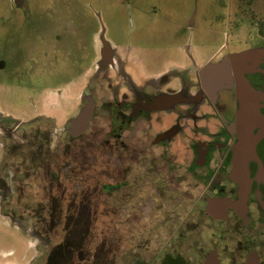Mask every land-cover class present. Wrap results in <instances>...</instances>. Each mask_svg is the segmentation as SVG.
<instances>
[{"label":"rangeland","instance_id":"rangeland-1","mask_svg":"<svg viewBox=\"0 0 264 264\" xmlns=\"http://www.w3.org/2000/svg\"><path fill=\"white\" fill-rule=\"evenodd\" d=\"M96 33L108 40L116 52V62L105 75L94 74ZM39 48L50 54L40 61L42 67L49 65L44 77H25L22 70L19 81L6 75L10 67L22 66L24 51L35 53ZM257 48H264V0H0V83L6 91L0 90V102L8 97L16 103L30 102L31 106L28 95L35 97L36 88H43L40 92L52 98L50 121L37 120V107L26 112L11 104L0 108L3 116L20 118L7 123L0 136L9 138L7 149L18 153V160L25 159V176L34 177L32 184L16 185L18 195L6 201L5 208L18 215L15 217L20 224L34 230L40 249L44 251L47 246L50 250L47 257L51 264L77 262V256L67 250V245L82 246L88 253L93 251L98 264H107L112 217L104 185L110 181L112 164H117L118 171L128 153L131 160L146 156L148 161L153 155L163 162L176 161L180 166L190 159V153L182 147L184 138H179L182 134L177 132L181 122H174L177 129L172 130L168 127L176 117L174 114H167L164 109L145 113L139 106L132 107L126 101L131 92L127 82L141 87L145 81L160 77L159 72L173 61V68L180 75L173 74V81L164 84L162 91L166 94L180 86L181 80H189L194 63H203L214 52ZM39 54H34L35 60ZM49 57L52 58L48 60ZM67 65H72L71 72ZM76 77L75 84H68L63 93L68 99H58L55 87ZM260 81L264 83L263 79ZM86 86L92 87L93 92L89 93ZM80 87L86 93L83 99L87 104L75 118ZM60 103H66L65 107L60 108ZM98 109H105L114 119L110 123L114 131L116 127L129 131L127 136L138 142L139 157L133 145L125 148L134 152H123L119 147L110 149L108 120L104 115L99 118ZM34 117V128L44 132V141L39 138L35 145L21 135L23 126L12 130V126ZM172 138L177 141L167 148L165 144ZM23 155L25 158H21ZM50 172L58 177L54 182L49 179ZM6 175H10V169ZM9 186L8 192L12 193L13 185ZM143 219L144 223L137 227L141 233L134 234L142 238L139 244H155V216ZM120 221L118 216L113 222L115 243L129 244ZM138 240L135 238L134 244ZM25 242L13 228L0 226V257L7 251L15 257L19 254L17 248L23 246L21 250L26 252L27 259L29 244L26 246ZM7 262L4 259L3 263L12 264Z\"/></svg>","mask_w":264,"mask_h":264},{"label":"flooded vegetation","instance_id":"flooded-vegetation-1","mask_svg":"<svg viewBox=\"0 0 264 264\" xmlns=\"http://www.w3.org/2000/svg\"><path fill=\"white\" fill-rule=\"evenodd\" d=\"M95 37L94 74L105 75L116 62V52L100 33H96ZM24 52L20 59L22 66L19 69L10 67L6 75L19 81L22 70L23 74L26 73L25 77L35 74L44 77L49 65L42 67L40 61L46 58V54L50 55L49 52L43 49L35 53L34 50ZM36 53H40L37 60ZM231 54L214 53L199 68L192 70L189 80H181L180 86L166 94L162 88L173 81V74L180 75L177 71L145 81L141 87L127 82L131 92L126 101L132 107L139 106L145 113L164 109L167 114H174L176 117L168 127L172 130L177 129L174 122H181L177 132L182 134L179 137L184 138L182 147L190 153L191 160L180 166L176 161L163 162L153 155L148 161L146 156L141 160H136V157L131 160L128 153L129 157L119 164L118 171L115 170L117 164H112L110 181L104 185L110 198L109 216L112 217L111 240L106 246L107 264H264V83L260 81L264 80V57L257 66H251L252 61L239 65L231 61ZM224 63L227 70L209 68ZM68 67L71 72L72 65ZM70 80L63 86L55 87L58 99H68L63 93L68 84H75L77 77ZM2 86L0 83V90L6 92ZM80 88L79 106L74 107L77 109L73 114L75 118L85 103L83 96L86 93ZM86 89L89 93L93 92L92 87L86 86ZM35 90V97L28 95L31 106L30 102H27L28 106L26 102L16 103L8 97L0 102L2 109L8 104L25 112L36 107L40 109L38 119L34 117L12 126V130L23 126L21 135L33 145L37 139H44V132L34 128L36 121L33 120L50 121L52 117V98H48L46 92H40L43 88ZM172 94L177 95L176 100L180 104H170L168 95ZM91 99L94 114L93 95ZM65 105L60 103V108ZM96 112L99 118L104 115L108 120L106 133L110 149L118 150L119 147L125 152L128 151L126 146L133 145L139 157L138 142L127 136L129 131L122 127H116L114 131L110 124L114 123V119L108 112L105 109ZM19 119L9 114L3 116L0 110V135L7 123ZM115 120L119 121V118ZM60 136L65 134L60 133ZM168 140L165 144L167 148L171 142L177 141L173 138ZM9 142L8 137L0 136V210L4 215L16 218L18 215L12 214V209H6L5 203L18 195L17 184H32L34 177L25 176L28 164L25 159L18 160V153L7 149ZM128 152L134 151L130 149ZM8 169L10 175H6ZM57 178L49 175L52 182ZM9 185H13L12 193L8 192ZM22 198L25 199L24 196ZM153 215L155 244H139L142 238L134 233H141L137 227L144 217ZM118 216L129 244L115 243L113 222ZM132 237L133 244H130ZM135 238L140 239L136 244ZM66 248L77 256L75 264H98L93 251L85 252L82 246L67 245ZM44 254L43 261L36 264H51L47 246Z\"/></svg>","mask_w":264,"mask_h":264},{"label":"crops","instance_id":"crops-1","mask_svg":"<svg viewBox=\"0 0 264 264\" xmlns=\"http://www.w3.org/2000/svg\"><path fill=\"white\" fill-rule=\"evenodd\" d=\"M215 53V52H214ZM213 53V54H214ZM231 53H238V52H231ZM212 54V55H213ZM211 56V55H210ZM206 61V60H205ZM204 61V62H205ZM203 63H194V68H199ZM170 66L162 69L159 72V76L160 75H164L166 73L169 72H175L178 71L177 69L173 68L175 63L173 61L169 62ZM168 64V65H169ZM158 78V77H157ZM155 78V79H157ZM173 95V96H172ZM172 95H168V98H170L169 102L170 104L174 105V104H180L178 103V101L176 100V98L174 97V94ZM176 95V94H175ZM187 96V95H185ZM192 96V95H191ZM49 97L51 98V95H49ZM188 97V96H187ZM184 103V102H183ZM4 225L6 227L9 228H13L15 230L16 233H20V235L23 236V238L25 239V245L28 246L27 250H28V257L26 259V257L24 256V254H26V252L22 251L21 249L23 248V246H21V248H17L18 253L21 254V256L19 257V254H16V256H12L10 251H7L8 253L4 254V256H8L7 258H3L0 257V264H5L3 263L4 259H8V262L10 261V263H14V264H18L20 261L22 264H36V263H40L43 260V257L45 256L44 251L42 250L43 248L40 249V246H38L37 244H39L38 240L36 239L37 237L34 236V230L32 229H28L24 226V224H20V220H17V218H11L7 215H4L2 213V211L0 210V226ZM28 229V230H27ZM34 229V228H33ZM24 245V244H23ZM14 248V247H13ZM24 249V248H23ZM24 252V253H23ZM2 256V253H1ZM25 259V261H24ZM12 260V261H11ZM7 262V263H8ZM9 264V263H8Z\"/></svg>","mask_w":264,"mask_h":264},{"label":"water","instance_id":"water-1","mask_svg":"<svg viewBox=\"0 0 264 264\" xmlns=\"http://www.w3.org/2000/svg\"><path fill=\"white\" fill-rule=\"evenodd\" d=\"M263 57H264V48L247 49L230 55V59L234 64L240 65V64H245L248 61H252L251 66H257L262 61ZM209 68L211 69L224 68L227 70V64L224 63V65L220 64L218 66H209ZM242 82L244 84L246 83V78L244 76L242 78Z\"/></svg>","mask_w":264,"mask_h":264}]
</instances>
